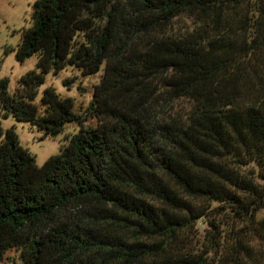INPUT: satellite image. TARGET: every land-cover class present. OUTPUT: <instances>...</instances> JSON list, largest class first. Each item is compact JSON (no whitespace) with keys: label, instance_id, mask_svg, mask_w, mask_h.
Instances as JSON below:
<instances>
[{"label":"trees","instance_id":"16d2710c","mask_svg":"<svg viewBox=\"0 0 264 264\" xmlns=\"http://www.w3.org/2000/svg\"><path fill=\"white\" fill-rule=\"evenodd\" d=\"M31 20L15 57L36 68L13 95L0 80L1 112L44 137L79 130L38 166L0 127V260L261 264L264 0H36ZM67 67L103 70L89 105L45 89L40 112L45 75ZM212 203L246 231L213 223L199 241Z\"/></svg>","mask_w":264,"mask_h":264},{"label":"rangeland","instance_id":"374dc122","mask_svg":"<svg viewBox=\"0 0 264 264\" xmlns=\"http://www.w3.org/2000/svg\"><path fill=\"white\" fill-rule=\"evenodd\" d=\"M36 0H0V80L6 78L8 80V92L13 95L18 88L20 78L29 71L35 70L37 63V55L26 59L23 62L16 60V49L20 43L22 31L31 26L32 7ZM189 25L185 19H181L177 23L178 27ZM103 70L95 75L82 76L80 72L71 67L60 71L58 74L49 72L45 75L44 83L37 89V95L32 103L42 109L41 96L45 89H53L61 98H71L74 102L73 111L76 114L84 113L91 100L94 86L98 84ZM70 81L69 85H65V81ZM179 112L186 111L188 105L181 102L174 106ZM96 121L88 119L85 127H94ZM0 127L5 132L12 129L18 136L20 145L27 149L34 157L38 166H42L45 161L52 156L59 154L61 148L66 145V139L77 133L79 126L73 123L66 124L62 134L52 137H44L43 132L38 131L35 127L27 123L15 121L12 117L5 118L0 109ZM1 140V139H0ZM246 171L251 170L247 167ZM218 207L216 211L209 212L207 221H200L195 226L199 241L204 242L208 231H212L211 225L221 223V227L226 229L227 235L234 225L246 231V224L242 222L231 223L230 216H220L224 213L219 208L222 207L217 203H212L211 208ZM257 221H264V209L256 213ZM238 229V227H237ZM252 239L253 249L260 255L261 264H264V230L257 227L253 232ZM229 237V236H226ZM0 264H21L18 260V253L10 250L6 253Z\"/></svg>","mask_w":264,"mask_h":264}]
</instances>
